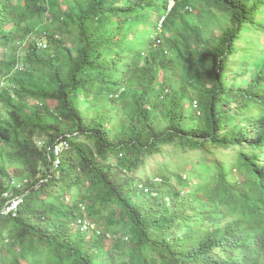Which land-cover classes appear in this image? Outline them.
I'll use <instances>...</instances> for the list:
<instances>
[{
    "label": "trees",
    "instance_id": "trees-1",
    "mask_svg": "<svg viewBox=\"0 0 264 264\" xmlns=\"http://www.w3.org/2000/svg\"><path fill=\"white\" fill-rule=\"evenodd\" d=\"M168 2L53 4L59 9L43 30L51 38L70 29V44L54 42L25 87L34 94L20 101L28 110L0 124V264H78L89 255L98 264H143L137 255L147 243L161 246L154 264H174L188 250L187 187L175 185L174 168L147 169L151 177L135 173L155 154L171 152L166 146L194 150L202 148L201 138H247L248 128L263 126L260 29L243 35L241 26L249 27L264 0H201L189 17L185 0H175L159 31ZM18 12L15 4L2 8L0 26ZM148 18L154 27L131 51L126 39ZM250 42L254 57H248ZM144 44L148 54H142ZM50 62L68 68L49 74ZM64 142L70 148L55 154ZM233 151L235 162L247 158ZM15 198L18 206L9 209Z\"/></svg>",
    "mask_w": 264,
    "mask_h": 264
},
{
    "label": "clouds",
    "instance_id": "clouds-1",
    "mask_svg": "<svg viewBox=\"0 0 264 264\" xmlns=\"http://www.w3.org/2000/svg\"><path fill=\"white\" fill-rule=\"evenodd\" d=\"M57 1L59 0H0V11L11 4L19 8L17 14L0 26V69L5 72L0 77V124L10 119L13 113H19L25 108L28 110V106H23L20 101L27 99L30 102V96L34 94L25 87L37 78L41 61L48 52L53 51L54 42L66 38V42L70 44V29L52 32L51 38L43 30L52 22V13L59 9L58 6L53 8ZM168 1L167 11L157 23L159 31L162 30L165 15L175 5V0ZM200 1L185 0V15L189 17L195 13ZM154 24L151 18L143 23L138 22L136 36L130 35L126 39L127 47L133 51L139 37L150 32ZM155 37L152 36V39ZM149 50L150 47L144 44L142 54H148ZM238 66L240 69L241 64ZM65 67L68 68V65L63 62H50L48 73L63 71ZM260 122L261 116L258 115V124ZM262 124L256 129L248 128L250 131L247 138H201L202 148L172 150L163 155L169 156L163 161V165L156 164L173 167L177 181L175 185L179 183L187 187L182 191L185 198L183 206L189 212L185 220L187 229H183V234L189 230L192 240L189 245H184L188 250L174 264H264V123ZM1 145L5 146L4 143ZM235 148L247 158L235 162L232 159ZM179 152L188 155L177 159ZM158 154L147 161H151L150 164H144V171L139 164L135 174L149 176L147 169L154 167L153 161ZM224 159L231 160L223 164ZM236 163L241 168H237ZM189 164L192 166L186 169ZM223 165L227 168H222ZM19 202L15 198L13 205ZM12 206L9 209L17 207ZM86 228L88 227L83 226V229ZM176 232L179 236L178 228ZM137 256L143 264H154L153 259L162 256L161 246L147 243L145 252ZM105 263L107 262L103 260L100 264ZM78 264L98 263L89 255L88 260L80 259Z\"/></svg>",
    "mask_w": 264,
    "mask_h": 264
},
{
    "label": "rangeland",
    "instance_id": "rangeland-1",
    "mask_svg": "<svg viewBox=\"0 0 264 264\" xmlns=\"http://www.w3.org/2000/svg\"><path fill=\"white\" fill-rule=\"evenodd\" d=\"M193 14H196V13H193ZM103 17H105V13L103 12L102 13ZM263 22H264V7H263V4L262 2L260 3V5L258 6V13H257V17L254 16V14L251 16L250 18V21H249V27L247 28L244 24L241 26V29L244 31L243 32V35H245L246 31L249 33H251V35H253L252 33L256 31V28H259L260 29V33L258 35V56L260 57V60H261V63L263 64L264 63V30H261V27L263 25ZM212 26H214V24H212ZM243 37L240 38V45L242 47L245 46V42L243 41ZM253 42L250 43V46L249 48L251 47V50H249V56L248 57H254V53H255V50H254V44H252ZM257 48V46H256ZM248 49V48H247ZM243 55H244V51H241L240 52V56H242L241 58H243ZM247 57V56H246ZM235 58L232 57V61H231V70L232 72H236L237 70V65L236 63L234 62ZM242 66H240V70L242 71ZM242 73V72H241ZM246 80V78L244 77L243 74L240 75V78H239V83L240 85H243L244 84V81ZM161 81V80H160ZM160 83V82H158ZM232 85L233 87L235 86L234 85V80L232 82ZM185 101H187V99H185ZM49 105H55V102L54 101H50ZM195 105V103H194ZM166 149L167 150H170L171 149V146H166ZM174 149H171L170 151H172ZM177 159L181 158V157H186L188 154L187 153H184V152H179L177 153ZM166 158H169V156H163L162 154H158L155 158V160L153 161V165L155 167V169H157L158 167L160 168L161 166H157L156 165V162L157 164H160L161 162L159 161H164ZM148 164L151 163L150 162H147ZM192 165L189 164L186 166V169H189ZM148 173H150V177L153 176V173L152 171H148ZM140 198V197H139ZM141 202V201H140ZM142 203V202H141ZM18 203H15L12 207L15 208L17 206ZM84 223H88V219L85 218V220H83ZM10 228H13V223L10 224L9 226ZM91 228H95L94 225H91ZM10 231V230H8Z\"/></svg>",
    "mask_w": 264,
    "mask_h": 264
},
{
    "label": "built area",
    "instance_id": "built-area-1",
    "mask_svg": "<svg viewBox=\"0 0 264 264\" xmlns=\"http://www.w3.org/2000/svg\"><path fill=\"white\" fill-rule=\"evenodd\" d=\"M68 148H69V144H67L66 142L58 143L54 147V152H55V154H59L62 151L67 150Z\"/></svg>",
    "mask_w": 264,
    "mask_h": 264
}]
</instances>
